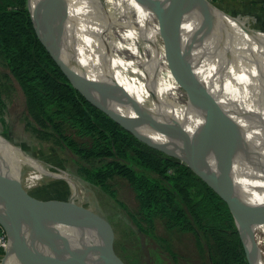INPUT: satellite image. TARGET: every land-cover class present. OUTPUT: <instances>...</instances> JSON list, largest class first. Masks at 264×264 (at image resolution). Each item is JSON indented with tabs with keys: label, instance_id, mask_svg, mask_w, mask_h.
Returning a JSON list of instances; mask_svg holds the SVG:
<instances>
[{
	"label": "bare ground",
	"instance_id": "6f19581e",
	"mask_svg": "<svg viewBox=\"0 0 264 264\" xmlns=\"http://www.w3.org/2000/svg\"><path fill=\"white\" fill-rule=\"evenodd\" d=\"M32 1L38 13L43 0ZM64 1L67 17L62 34H56L45 22V12L41 17L45 36L63 56L68 70L71 66L83 67L130 117L137 119L124 118L121 108L103 94L121 112L123 120L136 124L145 137L181 152H192L199 161L224 140V133L205 126L207 115L197 107L199 92L192 98L187 94V64L194 67L204 91L220 100L217 115L221 110L225 114L235 134L234 144L223 161L218 163L211 157L208 167L222 174V165L234 162L233 170L224 174L244 202L224 196L245 216L249 212L252 221L245 222L244 217L240 221L248 256L252 264H264V34L256 29L249 31L207 0H188L185 8L182 0H103V4L100 0ZM199 10L213 20L214 27L201 21L196 14ZM170 14H181V34L171 26ZM180 60L185 62L182 68L177 66ZM0 137L26 153L6 136ZM1 147L13 158V178L22 181L19 156L8 145ZM65 179L69 181L68 176ZM47 226L68 238L71 247L61 240L51 244L28 227L19 236L18 228H13L22 240L23 255L35 264H66L64 259L72 258L71 250L92 264H101L99 256L86 249L89 241L100 244L97 229L78 231L57 223ZM15 240L7 242L4 264H26L12 246Z\"/></svg>",
	"mask_w": 264,
	"mask_h": 264
},
{
	"label": "trees",
	"instance_id": "16d2710c",
	"mask_svg": "<svg viewBox=\"0 0 264 264\" xmlns=\"http://www.w3.org/2000/svg\"><path fill=\"white\" fill-rule=\"evenodd\" d=\"M0 59L4 68L2 71L0 67V96L1 81L12 77L27 98L31 116L40 125L35 129L76 155L73 161L78 165L80 177L114 196L110 181L116 176L128 181L135 193L137 208L127 212L138 238L145 236L162 241L166 253L175 261L187 260L189 257L181 255L169 238L156 233L159 220L172 236H193L189 250L201 258L202 264H249L228 204L186 163L139 140L73 86L38 38L28 0H0ZM69 68L91 89L113 100L83 67ZM113 101L123 111L124 118L137 122L122 104ZM3 103L0 98L1 107ZM2 144L13 148L19 158L23 156V151L0 137ZM19 145L28 152L27 146ZM53 151L54 157L49 160L65 166L57 162ZM35 169L33 179L64 172L53 166ZM32 178L25 180L33 182ZM53 182L50 187L53 192L67 197L66 182ZM35 191L29 193L39 198ZM4 254L5 250L0 248V264H4L1 261Z\"/></svg>",
	"mask_w": 264,
	"mask_h": 264
},
{
	"label": "water",
	"instance_id": "95a60500",
	"mask_svg": "<svg viewBox=\"0 0 264 264\" xmlns=\"http://www.w3.org/2000/svg\"><path fill=\"white\" fill-rule=\"evenodd\" d=\"M64 2V0H43L41 9L37 13L33 1L28 0L34 28L40 41L47 48L57 64L61 67L73 86L92 104L104 111L119 125L131 132L142 142L186 163L203 181L208 184V186L221 196V198L228 204L232 212L245 247L248 262L249 264H252L248 256L247 244L241 231L242 226L240 222L241 217L245 218V222L249 221L250 223L252 221L249 217V212H247V216H245L243 211H240L236 204L233 205L224 196V194H227L242 203L244 202L235 191L233 181L226 174H224L233 170L232 165L234 162L231 161L222 165V174H217L208 167L211 157H214L218 163L223 161L229 155L234 144L235 134L233 129L228 125L225 114L221 110L220 115H217V111L220 107V100L209 91H204V85L197 81L194 67L187 64L184 80L187 84L188 91L191 94V98L199 92L197 107L203 110L207 115L205 126L212 131L224 133V140L218 143L215 148L210 149L205 158L202 161H199L194 157L192 152H181L172 147L161 144L160 142H156L152 138L145 137L136 124L129 120H123L121 112L110 104L109 98L103 94H97V92H93L92 90L86 88L83 81L68 70L67 63L65 62L63 56H61L57 49L53 47L47 36H45L41 25V17L44 16L45 12V22L50 24L56 34H62L63 22L67 17L66 3L64 4ZM182 4L185 8L189 2L188 0H182ZM188 9L190 10L189 7ZM199 11V14H196L201 21L203 20L211 25V27H214L215 24L213 20L201 10ZM168 18L172 21L171 26L175 28V31L178 34H181L180 22L178 23L181 18V14L176 16L170 14L168 15ZM202 49L203 48H200L199 51ZM183 63L185 62L180 60L179 65L177 66L182 68L184 65ZM189 76L192 79V82L195 83L196 87H190V82L188 81L190 79ZM109 107H112L113 109L111 110ZM1 136L5 137L3 134H1ZM68 179L70 182L72 181L69 177ZM48 223H57L66 228L78 231L97 229L100 236V244L95 243L86 245V249L89 250L91 254L95 253L98 255L101 260V264H126V262L119 255H117L114 250V233L110 222L95 212L92 208L76 204L70 199L66 201L39 199L29 193V191L23 186L20 178L11 179L9 177H4L3 179H0V226L6 230L8 234V241L10 238L16 239L14 244L12 243V246L18 252L17 254L20 257L22 256V259L26 264H35V262L28 256L26 257L23 255L25 251L22 245V240L17 238L21 236V232L24 231V229L27 230L30 228L29 230L32 234L37 235L44 240H48L51 244H53L55 240H61L65 242L67 247H71V241L61 234H56L50 230L47 226ZM14 227L18 228L19 236L13 232ZM8 250L9 248L7 247L2 261L8 254ZM71 253L72 258L69 261L64 259L66 264H92L87 257H84L80 253L73 250H71Z\"/></svg>",
	"mask_w": 264,
	"mask_h": 264
},
{
	"label": "rangeland",
	"instance_id": "374dc122",
	"mask_svg": "<svg viewBox=\"0 0 264 264\" xmlns=\"http://www.w3.org/2000/svg\"><path fill=\"white\" fill-rule=\"evenodd\" d=\"M207 1L214 4V0ZM100 2L103 4L104 1L100 0ZM243 26L251 32L258 30L256 31L257 33L264 34L260 29L254 27L250 28L246 25ZM261 40L263 39L261 38L257 41ZM2 65L3 63L0 59V67L3 71L4 68ZM188 81L190 82V87H196L191 78ZM1 83L3 87L0 98L4 103L2 107L0 106V133L7 135L15 145L21 147L29 154L24 153L27 156V158H25L22 153L23 156L20 158L19 171L23 174L22 178H32V172L36 170V167L50 169L51 166H53L56 167L55 170L61 168L64 171L60 173L61 177L59 178L51 174L44 177L38 176L39 179L32 178V180H34L33 182L24 180L23 184H25L27 190H36L35 193L38 194L40 199L57 201L62 199L68 200L72 192H74V189L70 183H68L69 181L65 179L66 176H70L75 184H77V190L84 193L86 202L92 205V209H95L105 216L110 222L114 233V250L126 264H202L201 258L195 253H191L189 250L193 245V236L179 234L172 236L159 220H157L156 233L160 236L169 238L170 243H172L173 247H176V250L181 255L185 254L187 258L189 257L187 260L184 262L181 260L175 261L171 255L166 253L164 242L162 241H153L152 238L145 236L138 238L136 226L127 212L128 209L133 211L137 208L135 193L128 181L118 176L110 181L112 185L111 189L114 190L115 196L85 181L77 174L78 165L73 161L74 158H77L76 155L61 145L56 144L53 139L44 136L40 130L35 129L36 127L39 128L40 125L31 116L27 98L18 83L12 77H9L7 80L3 79ZM187 94H190V92H187ZM19 144L27 146L28 152ZM47 145L50 146V150H47ZM52 148H55L56 151L54 152ZM52 151L55 153L58 160L57 162L65 166H57L58 164L49 160L51 157H54ZM0 154V176L4 178L9 173H12L11 167H13V158L10 159L1 146ZM1 162L3 164H1ZM65 171H67L69 175H67ZM9 176H11L9 178H13L12 174ZM54 180H64L66 182L68 187L67 197H59V194L53 192L54 190L50 187L54 185ZM123 204L125 206H123ZM2 230L6 243L8 234L3 227ZM94 243V241H89V244Z\"/></svg>",
	"mask_w": 264,
	"mask_h": 264
},
{
	"label": "crops",
	"instance_id": "0c3cea01",
	"mask_svg": "<svg viewBox=\"0 0 264 264\" xmlns=\"http://www.w3.org/2000/svg\"><path fill=\"white\" fill-rule=\"evenodd\" d=\"M214 4L225 13L234 16L242 25L264 30L262 0H214ZM10 258L13 262L12 257Z\"/></svg>",
	"mask_w": 264,
	"mask_h": 264
},
{
	"label": "built area",
	"instance_id": "2783aa9c",
	"mask_svg": "<svg viewBox=\"0 0 264 264\" xmlns=\"http://www.w3.org/2000/svg\"><path fill=\"white\" fill-rule=\"evenodd\" d=\"M262 5L264 7V0H262ZM67 173V175H69V173L67 171H65ZM69 177V176H68ZM71 179V177H69ZM25 179H23L24 181ZM72 181L68 182L70 183V185L72 186V188L74 189V192H72L70 198V200H72L73 202H75L76 204H79V205H83V206H87L89 208H92V205L89 204L88 202H86V198L84 196V193L82 192H79L77 190V184H75V182L73 181V179H71ZM27 181V180H25ZM23 184V182H22ZM75 184V185H74ZM23 186L27 189V187L25 186V184H23ZM75 186V187H74ZM8 242V240H7ZM7 242L5 243V236L3 234V230H2V227L0 226V248L6 250L7 249Z\"/></svg>",
	"mask_w": 264,
	"mask_h": 264
}]
</instances>
